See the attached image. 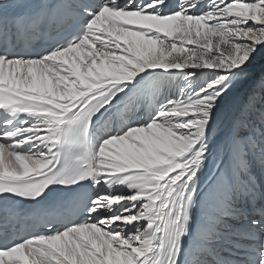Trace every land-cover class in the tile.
I'll return each instance as SVG.
<instances>
[{"label": "snow or ice", "instance_id": "obj_1", "mask_svg": "<svg viewBox=\"0 0 264 264\" xmlns=\"http://www.w3.org/2000/svg\"><path fill=\"white\" fill-rule=\"evenodd\" d=\"M264 0H0V264H264Z\"/></svg>", "mask_w": 264, "mask_h": 264}, {"label": "bare ground", "instance_id": "obj_2", "mask_svg": "<svg viewBox=\"0 0 264 264\" xmlns=\"http://www.w3.org/2000/svg\"><path fill=\"white\" fill-rule=\"evenodd\" d=\"M262 74H264V69H262L259 65L255 66L251 70L250 78H249L248 82L245 84L244 90L246 91L248 88L252 87L253 84H256L257 88H258L257 80L261 78ZM256 77H257V80H256V82H254V79H256Z\"/></svg>", "mask_w": 264, "mask_h": 264}, {"label": "rangeland", "instance_id": "obj_3", "mask_svg": "<svg viewBox=\"0 0 264 264\" xmlns=\"http://www.w3.org/2000/svg\"><path fill=\"white\" fill-rule=\"evenodd\" d=\"M256 80H257V77H256V79H254V82H256ZM258 81H259V79L257 80V83H258ZM254 82H253V83H254Z\"/></svg>", "mask_w": 264, "mask_h": 264}]
</instances>
